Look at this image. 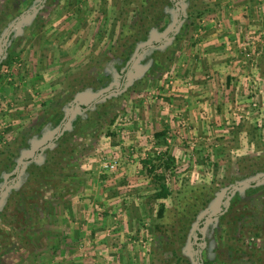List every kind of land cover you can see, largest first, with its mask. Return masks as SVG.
<instances>
[{"label":"rangeland","instance_id":"rangeland-1","mask_svg":"<svg viewBox=\"0 0 264 264\" xmlns=\"http://www.w3.org/2000/svg\"><path fill=\"white\" fill-rule=\"evenodd\" d=\"M252 1L253 8L261 3L248 21L255 35L237 42L236 52L238 71L248 68L246 98L231 101L218 147L207 149L203 164L172 167L179 177L168 181L172 194L151 197L138 232L120 246L125 259L110 264H264V0ZM220 6L217 0H0V264H54L56 207L75 193L81 165L95 158L97 175H107L100 173L104 159L119 153L105 148L133 142L141 98H150L157 81L177 83L168 72L177 54L171 46L190 45L194 17L216 18ZM247 45L252 66L241 55ZM251 102L256 106L249 108ZM244 105L239 130L232 124ZM154 134L146 139L153 157L174 139L169 131V143L159 145ZM195 144L189 140L185 149L199 153ZM119 171L120 164L108 175ZM159 173L168 171H147Z\"/></svg>","mask_w":264,"mask_h":264},{"label":"crops","instance_id":"crops-1","mask_svg":"<svg viewBox=\"0 0 264 264\" xmlns=\"http://www.w3.org/2000/svg\"><path fill=\"white\" fill-rule=\"evenodd\" d=\"M251 1L217 0L221 8L224 6L222 11L219 7L216 18L197 19L186 36L190 45L183 42L179 47L171 46L177 54L168 72L176 76L177 83L157 81L150 98H141L140 110L133 115V131L137 134L133 142L122 138L118 146L105 148L107 153H119L118 173L109 176L100 167V173L107 174L101 179L95 158L81 165L84 172L71 184L75 193L65 206L56 207L60 209L53 223V251L50 252L54 264H110L112 260L125 259V249L120 246L123 248L125 241L138 232L139 219L145 208L150 210L151 197L155 199L159 188L156 178L147 174L144 163L152 154L151 149L146 152L148 135L161 131H167V135L171 131L174 135L167 148L173 164L166 169L168 173H163L167 181L163 183L170 191L169 179L176 183L174 176L179 178L171 171L172 167L203 164L207 149L211 152L218 147L225 131L222 121L231 110V101L237 104L248 94L244 78L248 68L238 71L240 62L236 52L242 39L255 35L254 30L251 34L248 32L253 28L248 26V21L252 20L251 10L258 11L261 3L255 2L257 6L253 8L254 1ZM183 125L192 130L189 132ZM189 140L196 143L194 150L202 153L186 150ZM132 151H139V156L128 154ZM147 198L148 203L144 202ZM110 230L113 233L108 237Z\"/></svg>","mask_w":264,"mask_h":264},{"label":"trees","instance_id":"trees-1","mask_svg":"<svg viewBox=\"0 0 264 264\" xmlns=\"http://www.w3.org/2000/svg\"><path fill=\"white\" fill-rule=\"evenodd\" d=\"M175 13L179 14V12H177V11ZM201 17H202V14L199 13L194 18L195 19L196 18L201 19ZM192 23H194V21ZM242 128H243V125H240V127L238 129L242 130ZM166 136H167V131H161V132H157L154 134V139L158 140L157 144L165 145L166 144L165 143ZM144 163H145V166L149 167V169H148L149 173L152 174V173L156 172L157 168H159V167L164 168V169H169L171 167V164H173V161H172L171 155L169 154L168 149L165 148V150H163V152L160 151L157 154V156H155V157L151 156V158H148ZM154 176L156 178V181L159 183L158 191L155 193V199H158V200L168 199L170 197V195L172 194L171 193L172 191H170L163 183L165 181L164 174L163 173H162V175L161 174H157V175L155 174ZM231 186H232V184L230 183L228 185L229 190H231ZM161 209H160V211H161ZM204 264H209V263L206 260L204 262Z\"/></svg>","mask_w":264,"mask_h":264},{"label":"built area","instance_id":"built-area-1","mask_svg":"<svg viewBox=\"0 0 264 264\" xmlns=\"http://www.w3.org/2000/svg\"><path fill=\"white\" fill-rule=\"evenodd\" d=\"M248 44H253L252 42L248 43ZM241 55H242V58L244 60V63H247L248 65L250 64V66H252V64L254 63V58H253V55L252 54V51L250 50V46H246L242 49L241 51ZM252 81V79H251ZM254 82V81H253ZM168 83L170 85L173 84V80L170 79V81L168 80ZM252 88V91L251 93L253 94L257 88H255L254 86L251 87ZM256 106V103L255 102H251L249 104V108L250 107H255ZM247 105H244V106H241L239 109L237 108L236 111H235V118H234V123L232 124L234 127H236L237 129L240 127V125H243L244 121L246 120V116L245 114H243V111H244V108H246ZM242 108V109H241ZM183 128H185V125H183ZM168 136V135H167ZM167 136H166V142L169 143L168 139H167ZM157 144V143H156ZM160 151H157L156 152L154 151V154L157 156V154L159 153ZM119 160L116 156H113V157H110L108 159H104L103 163H102V167L105 171L109 172V173H115L117 172V169L119 167Z\"/></svg>","mask_w":264,"mask_h":264}]
</instances>
